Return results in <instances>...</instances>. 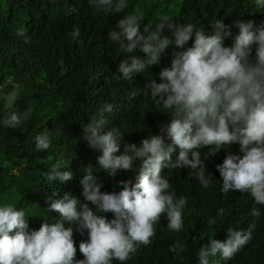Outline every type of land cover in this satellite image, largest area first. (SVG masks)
<instances>
[{"label": "clouds", "instance_id": "1", "mask_svg": "<svg viewBox=\"0 0 264 264\" xmlns=\"http://www.w3.org/2000/svg\"><path fill=\"white\" fill-rule=\"evenodd\" d=\"M88 3L97 12L120 13L128 7L127 0ZM254 3L264 8V0ZM143 21L139 12L125 13L116 21L115 29L108 30L118 53L128 54L118 65L121 75L117 77L132 80L159 64L169 46H176L170 66L159 72V82L150 79L142 90L130 92L131 96L140 91L150 95L161 111L171 114L170 121L161 127V134H150L139 145L124 143L121 150V130L105 127L104 114L111 113L115 105L105 101L97 118L84 129L88 146L99 153L95 164L85 165L79 180L81 194L92 207L69 193L57 199L50 196L46 211H56L58 218L51 223L46 219L38 229L29 231L23 208L0 203V264H123L141 245L152 242L162 214H166L168 230L180 232L184 227L187 197L177 196L162 170L187 168L201 187L208 188L214 179L210 172L206 174L204 161L222 149L227 154L215 165L220 175L219 191H246L255 205H264V21L256 24L236 19L225 24L223 18L216 19L210 22V32L203 25L173 22L167 16L159 17L154 24ZM233 27L238 30L235 34ZM165 29L170 35L163 34ZM17 35L29 42L23 29ZM80 36V28L74 25L70 37L78 40ZM228 37L232 43L226 46ZM190 38L192 44L185 48ZM15 95L7 94L9 98ZM29 114L11 110L0 117V126L14 129ZM34 139L38 151L49 149L52 143L48 130L37 133ZM232 144L239 145L238 153L227 151ZM202 148H207L203 158ZM137 159L140 163L135 182L120 181L119 191H101L96 168L115 176L120 170L132 169ZM42 175L49 182L73 178L62 159ZM108 212L112 219L105 215ZM223 213V208L218 209L219 215ZM260 214L259 207L251 209L252 216ZM215 220L209 217L207 223L212 225ZM73 224L82 234L87 230L88 238L79 242L83 259H75ZM254 228L255 224L228 227L224 240L210 236L196 253L200 264H210L209 258L217 256L219 259L211 264L231 260L252 238ZM185 250L186 245L179 241L169 246V252Z\"/></svg>", "mask_w": 264, "mask_h": 264}, {"label": "trees", "instance_id": "2", "mask_svg": "<svg viewBox=\"0 0 264 264\" xmlns=\"http://www.w3.org/2000/svg\"><path fill=\"white\" fill-rule=\"evenodd\" d=\"M127 3L123 12L108 13L95 11L88 0H0V117L11 110L30 113L14 129L0 126V203L23 208L28 215L29 231L38 229L46 219L51 223L58 218L56 211H46L50 196L57 199L69 193L92 207L81 194L79 180L85 165L95 164L99 153L88 146L84 129L97 118L105 101L115 105L111 113L104 114L105 127L117 126L121 130V150L124 143L139 145L146 136L161 134V127L170 121L171 114L161 111L150 95L140 91L131 96L130 92L142 90L150 79L159 82V72L170 66L176 46H169L159 64L132 80L119 79L118 65L128 54L118 53L117 45L108 38V30L115 29L118 19L125 13L139 12L145 24H154L159 17L167 16L173 22L203 25L209 32L210 22L216 19L223 18L225 24L236 19L253 20L256 24L264 21V8H257L254 0ZM74 25L81 31L78 40L70 37ZM19 29L29 37L28 43L17 35ZM237 31L232 28L233 34ZM163 34L170 32L165 29ZM224 43L230 45L232 38H225ZM191 44L192 38L184 47ZM10 92L16 95L9 98ZM45 130L50 131L52 143L49 149L38 151L34 137ZM178 151L177 147L173 159ZM200 151L203 158L207 148ZM227 151L238 153L239 145L232 144ZM226 154L222 149L204 161L206 174L210 172L214 179L208 188L201 187L187 168L162 170L177 196L187 197L184 227L180 232L168 230L166 214H162L152 242L141 245L123 264H200L196 253L210 236L224 240L228 227L247 228L250 224H255L252 238L231 260L220 264H264V205H255L246 191H219L220 175L215 165ZM57 159L64 160L73 172L71 180L49 182L42 175ZM139 163L137 159L132 169L120 170L115 176L96 168L95 175L103 185L101 191H119L120 181L135 182ZM253 207L260 208L258 217L251 215ZM220 208L224 209L222 216L218 214ZM105 215L113 218L111 212ZM209 217H216L214 224L207 223ZM72 226L75 259H83L79 242L88 238L87 230L82 234L75 224ZM175 241L186 245V250L169 252ZM209 259L211 264L219 257Z\"/></svg>", "mask_w": 264, "mask_h": 264}]
</instances>
